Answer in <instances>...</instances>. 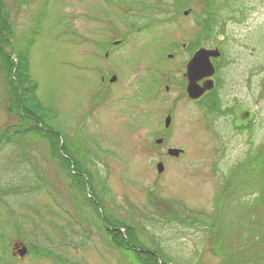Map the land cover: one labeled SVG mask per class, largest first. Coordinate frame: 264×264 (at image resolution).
<instances>
[{"label": "rangeland", "instance_id": "374dc122", "mask_svg": "<svg viewBox=\"0 0 264 264\" xmlns=\"http://www.w3.org/2000/svg\"><path fill=\"white\" fill-rule=\"evenodd\" d=\"M225 1L0 0V264H146L143 250H161L160 264H264V239L252 232L261 174L226 188L234 210L217 202L225 176L264 147V0ZM204 41L224 57L200 103L185 73ZM20 49L55 114L24 93ZM241 111L251 123L238 129ZM234 217L235 230L244 225L229 238L220 225ZM103 220L133 227L134 250Z\"/></svg>", "mask_w": 264, "mask_h": 264}, {"label": "trees", "instance_id": "16d2710c", "mask_svg": "<svg viewBox=\"0 0 264 264\" xmlns=\"http://www.w3.org/2000/svg\"><path fill=\"white\" fill-rule=\"evenodd\" d=\"M227 1L228 0H226L225 2H227ZM1 7H2L1 9L4 8L3 4H2ZM20 52H21L20 55H18V58H19L18 59V63L19 64H18V71H17L18 74H17V76L20 77L18 79L19 83H21L22 85L27 84V87H24V89H25V92L24 93L26 95H29L30 94V96L32 97V99L35 102L36 106L42 112H44V114H48V115L50 113L51 114H55L54 113L55 112L54 109H51V108H48V107L43 106V103L39 100V97H38L37 93H38V90H39L38 88H39V85L40 84H39V82L36 79L33 78L32 72L30 70V57L28 56L29 53H26V51L21 50V49H20ZM10 60L12 61V68L15 67V61L12 58H10ZM12 68L10 69L9 74L13 72V69ZM19 72H20V74H19ZM15 91H16V93H18V96H19V91L17 90L16 87H15ZM43 116H45V115H42L41 118ZM33 119H35L36 121H38V123L40 121V120H38L37 117H33ZM48 120L51 121L50 118ZM38 123H37V125L35 124L33 128L40 129V131L43 130L42 132H43V134L46 133L45 135H47V133L51 132V129L48 126H47L48 128L47 127H39V124ZM263 148L264 147H261V148H259V150L258 149L257 150L255 149V151L254 150L250 151L249 154H248L249 155L248 160L239 163L236 167H234L231 170V172H229V174H227L225 176V179H226L225 185L226 186L224 185L223 188L221 189L222 191H220L218 193V195H217V202H218L219 208H221V206H222V204L224 202L230 201L232 203L233 200H234V197H233V199L231 198L232 195L229 198H226L227 197V193H229V190L228 189L226 190L227 187H230L231 186L230 188H235L236 186L240 185V183H245V182L246 183H251V180H252L251 178H253L251 176H255V174L256 175L257 174H261V176H260L261 179H260L259 182H261L263 184L262 185L263 187H261V188H262V191L264 192V168H263V170H260L256 165H254V163L256 161L260 162L258 160V156H260V155L262 156L261 152H262V149ZM67 160L70 161V157H67ZM81 162H78L77 163V162H75V160L73 161V163H76L79 166L83 167V165H82L83 163L81 164ZM85 162H87V160H85ZM85 162H84V164H86ZM263 166H264V162H263ZM37 180L39 182L40 188H43V184H41L42 178H37ZM254 182H255V180H254ZM258 185L260 186V184H258ZM95 200H97V201H95ZM235 200H237V198H235ZM93 201H94V203L96 205H98V202H99L98 199H94ZM171 205H174V204H171ZM232 209L234 210L235 207L232 208ZM245 212H246V209H244V213ZM173 213L174 214H172V215L174 217L180 218L178 212L176 213V212L173 211ZM187 215H188V219H190V220L197 221V222H202L203 221V216L205 215V213H196V214H194V213H187ZM246 215H248V214H246ZM225 217H226V215H225ZM213 219L216 220V221H214ZM235 219L236 218L234 217L233 218V221H228L225 225H223L224 222H222L221 225H220L221 230L226 229V230L229 231V233H228V237L229 238L232 237L241 228L242 225H244L242 223L241 226L239 228L237 227L236 230H235L234 227H236V225H237V222H235L236 221ZM103 222H104V220H103ZM122 222H124L123 224L126 225L125 220L122 221ZM204 222H207V221H204ZM210 222H211L212 225L215 226V224L217 222H219V217L215 215V217L212 218L211 221H208V223H210ZM260 224L261 225H259V229H253L252 232H253V234H259L261 236V238L264 239V211L261 212V221H260ZM139 226L141 227V225H139ZM104 228H105L106 232H108L109 234L112 235V238H113L114 242H117L116 244L120 243V245L123 248L129 249V250L130 249L131 250H134L135 246L134 245H131L130 242H129V240H128V238L129 237H132L133 234H134V232L131 231V230H133L132 229L133 227L129 226L127 228V231L128 232H124L122 230L123 227L112 226L110 222H107L106 221V222H104ZM128 233H130V234L128 235ZM138 253L141 254V255H144V257L150 256V257L153 258V260L144 259V262L146 264H160V258L157 257V254H159L162 259H164V260L167 261L166 257L161 254L162 253L161 250L160 251L158 250V251H155V252L143 250V251H138Z\"/></svg>", "mask_w": 264, "mask_h": 264}, {"label": "water", "instance_id": "95a60500", "mask_svg": "<svg viewBox=\"0 0 264 264\" xmlns=\"http://www.w3.org/2000/svg\"><path fill=\"white\" fill-rule=\"evenodd\" d=\"M188 13V12H186ZM221 51L219 47L210 49L206 46H202L198 49L192 59L187 64V72L185 73V78L187 80V92L189 96L195 100H200L205 94L211 92L215 86V74L216 67L213 63L214 58L221 56ZM116 77L113 78L115 80ZM247 113V114H246ZM249 116L247 111L245 113L241 111L240 122H236L237 126L248 125ZM248 119V121H246ZM171 117L167 119V126L170 124ZM158 142H162L160 139ZM179 149H171L170 153L172 155L178 156L180 154ZM160 171L164 170L163 163L159 164ZM22 254L25 253V249L21 251Z\"/></svg>", "mask_w": 264, "mask_h": 264}, {"label": "bare ground", "instance_id": "6f19581e", "mask_svg": "<svg viewBox=\"0 0 264 264\" xmlns=\"http://www.w3.org/2000/svg\"><path fill=\"white\" fill-rule=\"evenodd\" d=\"M233 197H234V195H232V199H233ZM227 204V206H228V208H230V205L232 204L230 201H226V202H224L223 204H222V206H221V208H223L224 209V205H226ZM232 207V206H231ZM230 209H232V208H230Z\"/></svg>", "mask_w": 264, "mask_h": 264}, {"label": "flooded vegetation", "instance_id": "af4514ba", "mask_svg": "<svg viewBox=\"0 0 264 264\" xmlns=\"http://www.w3.org/2000/svg\"><path fill=\"white\" fill-rule=\"evenodd\" d=\"M177 47H179L178 45H176ZM194 53V52H193ZM193 53H192V55H193ZM191 58V57H190Z\"/></svg>", "mask_w": 264, "mask_h": 264}]
</instances>
